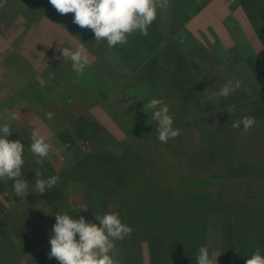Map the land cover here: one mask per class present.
Instances as JSON below:
<instances>
[{"label": "rangeland", "instance_id": "374dc122", "mask_svg": "<svg viewBox=\"0 0 264 264\" xmlns=\"http://www.w3.org/2000/svg\"><path fill=\"white\" fill-rule=\"evenodd\" d=\"M249 1L244 4L240 0H177L174 4V0H170L167 11L158 10L155 29L160 33L162 40L160 39L161 41H158L154 47L161 49L164 40L170 39L171 45L177 46L180 51L184 52L187 63L190 64V74L196 81L194 83L195 96L201 104L208 105V107L205 105L204 109L207 112L214 111L215 107L218 108V104H214L215 91L208 85V81L204 82L205 80H213L214 77L221 80L238 79L251 86L261 88L263 87L259 83V78H261L264 85V51L253 31L257 25L264 26V0ZM0 4L3 5L0 7V36L8 37L10 33L25 23V19L19 12H16L15 3L11 0H0ZM183 11L184 13H181ZM53 16L51 17L53 18ZM73 18L74 15L66 14V24L76 26L73 23ZM28 26L21 28V32L16 34L10 42L0 43L2 53L6 54V44H10L14 50L11 54L19 55L26 61L14 57L8 59L13 65L15 64L17 68L29 75L25 93L21 90H19L20 94L12 90L8 91V89L0 91V114L7 109L8 112L17 113L20 117L11 121L12 132L7 138L10 141L20 140L25 146L23 155L25 163L22 172L23 179L29 183L28 194L37 193L35 191L37 179L35 169L41 170L40 178L47 179L52 176L59 177L60 170L68 165L71 166L73 162H76L79 168L73 171V176L77 178L75 181L59 177L57 185L47 190L55 191L57 194V199L51 203L40 199L34 204H30L26 197L15 194L12 187L14 179L0 180V264H59L55 258L49 259L50 238L54 235L52 229L56 223V214H69L74 219L83 216L86 222L96 223L99 226V221L95 219L97 214H92L86 203L84 189L86 185L83 181L90 171L87 170V175L84 174L87 168L84 164L87 165L90 162L87 159L101 151L109 153L106 155L115 161L116 157L120 159L124 157L127 162L138 167L136 163L145 157L152 159L160 155L161 142L157 138L158 122L153 120V113L149 116L147 114L148 117L145 115L143 118L145 109L131 107V103L127 102L118 86L115 85L111 89L112 84L119 81L117 75L124 74V70L120 67L121 64H118L111 49L105 51L100 59L92 62L94 65H89L90 67L95 66L98 73L97 77L92 78L90 82L87 80L88 74L83 73L77 76L72 68L71 58H63L62 52L57 51V45L60 43H57V49H52L43 58L39 52L31 53L25 45L27 35L24 38V31H27ZM19 35L22 37L16 41ZM67 43L72 44L73 42ZM147 49L144 45L139 48L145 55ZM154 50L158 51L154 48L148 49L149 55ZM59 54L61 55L59 56ZM247 58H251V65ZM58 59L64 61L63 65H59L56 61ZM134 61L136 63L132 64L140 65L138 64L139 60ZM66 67L71 70L72 76L63 80ZM135 71L138 74V70ZM207 76L209 79H205ZM124 77L126 78L127 74ZM176 78L182 79L181 75H176ZM122 82H124L123 78L117 85ZM121 86L125 87V85ZM190 86L188 84L181 89L186 99H189L188 89ZM29 87L32 91L29 90ZM135 91L137 90H133V93ZM38 92L41 95H38ZM164 94L162 91L160 93L155 90L151 94V100L162 99L165 104L170 100L177 102L174 90L173 96ZM43 95L47 102H44V99L40 100V96ZM27 108L29 111L26 110ZM174 110L175 112L171 114L174 117L173 128L192 131L193 138L191 139L188 135L187 140L186 136L180 149L177 147L176 155L172 153L173 155L167 154L164 157V164L159 168L163 174L158 175V168L154 164H143L139 167V171L136 168L133 169L137 170L138 177L143 180V186L154 181L168 184L173 187L177 196L188 195L187 193L191 191L200 194L206 190L218 188V185L224 181L214 182V179L218 178V173L209 175L212 177L200 176L202 178L198 177L199 179H194L192 175L189 177V157L180 154L186 153L187 150L190 156L191 152L197 153L200 140L199 138L196 140L194 122L190 123L191 117L179 112L181 109ZM49 112L54 114L52 119L46 117ZM260 113H264V111ZM78 115H83L89 122L80 123ZM254 116L255 113L251 115V117ZM78 124L83 126L84 131L80 132L77 129ZM64 125L74 139L75 147L72 151L67 150L56 135L58 129ZM140 127L146 129V132L143 130L140 132L143 138L142 142L129 140L138 134ZM33 130L43 135L46 142L51 145L52 150L48 158L37 157L30 151ZM170 141L172 145H175L174 139ZM150 145L154 147L151 148ZM239 147L241 149L238 154L241 158L249 160L252 145L241 144ZM205 150H208L206 145ZM259 152L264 153V147ZM79 158L82 160L77 162ZM177 158L181 164L174 170H168L171 164L176 163ZM49 168H52L51 171ZM79 173L80 175L82 173L85 178H80ZM182 176L189 178L184 179ZM86 181H90V178ZM92 185L91 183L87 184L86 189L90 188L92 191ZM222 186L225 188L224 185ZM102 188L109 192L118 190L111 178L102 182ZM179 204L181 205H176L171 215L187 232L188 224L196 222L195 203L190 204L188 208L186 203ZM115 208L119 210L120 206L117 203H110L105 207V210L112 211ZM209 210L212 211L211 208ZM157 211H161V216H158L159 224L154 229L155 231L160 229L162 234L167 237V245L164 242L160 243L154 256L165 261V264H174L175 260L180 261L190 253L198 252L202 238H204L205 246L209 249L210 258L217 257V264H221L223 260L221 251L226 261L232 259L228 263L224 260L225 264H245L257 248L264 255V230L256 231L245 228L229 232L223 243V225L226 219L229 223L233 216L222 217V214L213 211L208 216L206 232L205 230L203 232L204 237L187 238L176 237L171 231V215L167 210ZM144 241L142 240L141 243ZM140 261L141 264H149V258L145 251L142 253Z\"/></svg>", "mask_w": 264, "mask_h": 264}, {"label": "trees", "instance_id": "16d2710c", "mask_svg": "<svg viewBox=\"0 0 264 264\" xmlns=\"http://www.w3.org/2000/svg\"><path fill=\"white\" fill-rule=\"evenodd\" d=\"M176 1L177 0H174V4H176ZM240 1L244 4L250 2L249 0ZM15 6L17 9L16 12H19L25 19V27L34 23L44 28L52 35V44L50 48L45 51L37 48L32 49L34 47L29 46V43L25 42V45H27L31 53L39 52L42 58L43 56H47L52 49H57V47V51H59L63 45L71 50H75L83 44L88 50L90 65H94L92 62L100 59L105 51L111 49L116 56V61L118 64H121L120 67L124 70L123 75H117V79L120 81L123 78L124 82L119 85H117L119 81L113 83L111 89H113L115 85L118 86L119 91H121V94L127 102L131 103V107L141 110L145 109L143 111V118L145 115L147 116L148 114L149 116L153 113V110L149 109V111L148 108L144 107V105L146 106L151 100L153 91L158 90L160 93L161 91L163 94L165 93L164 95L173 96L174 90L175 97L177 98L175 100H177V102H173L170 99L171 102H166L170 109L169 114L171 115L175 112L173 109H181L178 111L191 117L192 120H190V123L194 122L196 140H198L197 138L200 140L196 151L197 153L191 152L190 156L187 150L186 153L180 154L189 157V177L192 175L194 179H199L202 178L200 176L208 177L209 175L218 173V178L216 177L217 179H214V182L219 183L224 180L222 184L220 183L218 188L215 187L214 190H206L200 194L191 191L187 193L188 195L181 196L175 194L172 186L161 184L157 181L149 182L143 186V180H140L138 177L139 174L136 169L139 171V167L143 164H154L158 168V175L163 174L162 170H159V168L164 164V157L172 153L176 155V151H178L177 147L180 149L181 144H184L186 140V136L187 140L188 135H190L191 139L193 138V132L186 129L180 130V135L174 139L175 145H172L171 139L165 144L161 143L160 155L152 159L145 157L146 159L144 158L142 161L136 163L138 167L127 162L124 157L120 159L115 156V161L106 155L109 154L107 152L100 151L89 157L87 161L90 162L87 165L84 164L85 167H87L84 174L87 175V170H90L89 175L85 178L82 173L81 175L80 173L78 174L80 178H85L83 183H85L86 186L90 183L93 184L91 187L93 189L92 191H90V188L86 189V186L83 185L89 211L92 214H100L99 216L116 212L119 214L122 223L133 229L130 237L125 238L123 241H115L117 246H115L117 248L116 253H118L117 258L122 260V264H141L140 260L144 251L149 258V264H165V261L163 262V260L154 256L160 243L167 242V237L162 234L160 229L156 231L154 229L159 224L158 216H161V211L158 212L157 210H167L169 215H171V212L173 213L176 208L175 206L181 205L179 203H186L187 208L190 204L193 205V203H195L196 222L189 223L186 232L171 215V231H173L176 237H204L203 232L204 230L206 232L208 216L212 214L211 212L213 211L222 214V217L228 215L233 216L229 223L228 219H226L223 225V243L229 232L239 231L245 228L256 231L264 230V153L259 152L264 147V113H260L264 111V85L261 78H259V83L263 86L261 88L251 86L243 80H239L241 81V87L227 98L218 97L217 93L222 86L230 81L229 79L221 80L218 77L216 79L214 77L213 80H205L204 82L208 81V85L215 91L216 97L214 104H218V108L215 107L214 111L209 110L207 112V110L204 109L206 106L208 107V105L205 103L201 104L195 96L196 88L194 83L196 81L190 74V64L187 63L184 52L180 51L177 46L171 45L170 39L164 40L161 49H159V47H154L158 41L160 42L162 40L160 33L155 29L156 20L149 28L147 36H143L137 32L128 37V42L126 44L110 48L106 41H101L98 44L95 41V35L92 30L81 29L77 25H67V20L65 19L66 15L59 14L49 3V0H18ZM181 13H184V11ZM69 15L74 14L69 13ZM51 16H53V18ZM253 31L260 47L264 51V26L257 25ZM21 37L22 35H19L16 41ZM69 41L73 43H67ZM57 43L60 44L57 45ZM143 45L148 49L154 48L158 49V51L154 50V52L149 55L147 49L145 55L143 51L139 50ZM11 53L5 56L0 53V61L6 62L13 70L28 78L29 75L27 73L17 68L15 64L13 65V63L9 61L10 57L22 61L25 60L21 59L19 55ZM134 60H139L138 64L140 65L132 64L136 63ZM250 60L251 58H247L249 65H251ZM56 61L59 65H63V60L58 59ZM136 69L138 70V74L135 71ZM64 70L63 74L65 78L63 80H66L67 77H71L72 74L68 67L64 68ZM206 71L208 72L209 70L207 69ZM84 73L88 74L89 79L87 78V80H90V82L92 78H96L98 75L95 66H89V69L86 68ZM125 74H127L128 78L124 77ZM176 75H181L182 79H177ZM77 76L79 75L77 74ZM205 79H209L208 76L207 78L205 77ZM236 80L238 79H232L231 81L235 82ZM188 84L191 86L188 89L189 99H186L181 89ZM120 85H125V87L122 88ZM29 90L32 91L30 87ZM133 90H137L138 92L135 91L136 93H133ZM20 93L21 92H19V94ZM37 94L41 95L39 92ZM16 97H18V95H16ZM43 99L44 102H47V99L40 96V100L43 101ZM231 105H236L235 115L233 116L227 112ZM260 109L261 111L259 112ZM27 110L29 111V109ZM147 111H149V113H147ZM253 113H255L254 118L257 123L250 130L244 132L243 125H241L239 129L232 128L233 121L242 119L245 116H251ZM78 116L80 118V123L88 121L83 115ZM77 129L80 132L84 131L83 126L80 124L77 125ZM142 130L146 132V129L140 127L138 134L129 140L142 142L143 138L140 133ZM56 135L64 146L68 145V147H65L67 150H74V139L65 125L58 129ZM241 144L252 145L249 160L241 158L240 154H238V151L241 149L239 147ZM205 145L208 150H205ZM149 147L153 148L154 146L150 145ZM80 160H82V158L77 159V162ZM180 164L181 161L177 158L176 163L171 164L168 170H174ZM77 168H79L78 164L73 162L71 166L68 165L60 170L59 177L65 180L75 181L77 178L73 176V171H76ZM51 169L52 168H49L50 171ZM182 177H184V179L189 178L187 176ZM88 178H90V181H86ZM108 178L114 181L118 189L116 192H109L102 188V182L106 181ZM222 185H224L225 188ZM40 199L51 203L53 200L57 199V194L55 191H46L43 195L39 193H30L26 197V200L30 204H34ZM110 203H117L120 209L117 210V208H115V210L112 211L105 210V207ZM209 208H211L212 211H210ZM142 240L145 241L141 243ZM201 246H205L204 238H202L199 248ZM197 254L198 252L190 253L180 261L175 260L174 264H197L195 258ZM222 257L223 260L221 264L231 262L232 260L229 259L226 261L221 251V259ZM169 258H171L170 255Z\"/></svg>", "mask_w": 264, "mask_h": 264}, {"label": "clouds", "instance_id": "9594fccd", "mask_svg": "<svg viewBox=\"0 0 264 264\" xmlns=\"http://www.w3.org/2000/svg\"><path fill=\"white\" fill-rule=\"evenodd\" d=\"M49 3L61 15L74 14L73 23L81 29H90L94 32L95 41L99 44L106 41L108 47L124 45L128 37L139 32L148 35V30L157 19L158 10L167 11L170 0H49ZM3 5L0 4V7ZM51 46V45H50ZM63 58H71L72 68L78 74H83L89 67L88 50L81 44L75 50L68 47L60 49ZM241 87V81H229L221 87L218 97L227 98ZM144 107L153 110V120L158 122V140L167 143L180 135V129H174V117L169 114L170 109L162 99H152ZM236 105H231L227 110L235 115ZM53 113L46 114L48 119L53 118ZM19 114L8 112L0 114V180L7 178L15 180L12 184L17 196L27 197L29 183L23 179L22 168L25 163L24 144L20 140L10 141L11 121L19 119ZM254 117L245 116L232 122L233 129L243 125L247 132L256 125ZM30 151L37 157L48 158L51 145L46 142L38 131L31 132ZM68 147V145H65ZM37 177L35 191L41 195L59 181L58 176L47 179L40 178L42 172L39 168L34 170ZM87 210V209H85ZM56 223L53 226L54 235L50 238L51 251L49 259L55 258L59 264H122L117 258L115 241H123L130 237L133 229L122 223L116 212L95 215L96 223L86 222L81 216L74 219L69 214H56ZM78 236V238H77ZM197 264H217V257L210 258L209 249L201 246L196 255ZM245 264H264V255L259 248L248 258Z\"/></svg>", "mask_w": 264, "mask_h": 264}, {"label": "crops", "instance_id": "0c3cea01", "mask_svg": "<svg viewBox=\"0 0 264 264\" xmlns=\"http://www.w3.org/2000/svg\"><path fill=\"white\" fill-rule=\"evenodd\" d=\"M11 1L15 4L18 3V0H11ZM24 24L21 25L19 28L15 29L12 33H10L8 35V37H4L1 35L0 36V43H2L3 41L4 42H10V40L13 37H15L16 34L21 32V28H24ZM24 32H25L24 38L27 35V41L26 42L32 44L31 46H34L37 49L42 50V51L48 50L50 48V45L52 44V41H53V39H52L53 37L44 28L40 27L37 24L32 23L28 26L27 31H24ZM6 45H7V48L5 49L6 54H4L0 51L1 54L4 56L7 55L8 53H11L14 51L13 47L10 46V44H6ZM60 55L61 54H59V56ZM27 84H28V78L26 76H24L23 74L13 70L6 62H4L2 60L0 61V91H2L4 89H8V91L12 90V91L18 93V92H20L19 90H21V92L25 93L26 89H27L25 86H27ZM43 97H44V95H43ZM27 109H29V108H27Z\"/></svg>", "mask_w": 264, "mask_h": 264}]
</instances>
